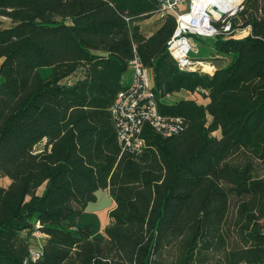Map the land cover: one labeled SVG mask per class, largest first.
I'll list each match as a JSON object with an SVG mask.
<instances>
[{
    "label": "trees",
    "instance_id": "16d2710c",
    "mask_svg": "<svg viewBox=\"0 0 264 264\" xmlns=\"http://www.w3.org/2000/svg\"><path fill=\"white\" fill-rule=\"evenodd\" d=\"M160 9L0 0V264H264V0L232 20L249 36L202 40L195 60L212 73L178 68L175 17ZM135 57L158 112L185 124L169 138L144 125L138 155L121 150L110 115ZM178 93L206 103L170 101ZM99 190L115 205L97 237L76 220Z\"/></svg>",
    "mask_w": 264,
    "mask_h": 264
},
{
    "label": "built area",
    "instance_id": "2783aa9c",
    "mask_svg": "<svg viewBox=\"0 0 264 264\" xmlns=\"http://www.w3.org/2000/svg\"><path fill=\"white\" fill-rule=\"evenodd\" d=\"M163 14L175 17V28L167 42L166 50L181 71L198 70V62L192 57L197 54L193 37L214 39H242L250 35V27L234 28L232 20L242 10L244 0H158ZM220 13H227L220 18ZM218 20L214 21V20ZM212 73L215 65L205 63ZM131 80L118 92L110 115L113 120L117 143L122 151L140 154L145 141L142 128L148 125L156 134L169 138L184 130V121L179 117H167L157 110L153 92L152 75L143 64L134 58L130 63ZM192 69V70H191ZM35 235V234H33ZM41 253V243L29 250L30 259L36 261Z\"/></svg>",
    "mask_w": 264,
    "mask_h": 264
},
{
    "label": "rangeland",
    "instance_id": "374dc122",
    "mask_svg": "<svg viewBox=\"0 0 264 264\" xmlns=\"http://www.w3.org/2000/svg\"><path fill=\"white\" fill-rule=\"evenodd\" d=\"M185 3H186V0H185ZM0 26H8V20L0 17ZM142 26L146 29V27L154 26V22L152 21L149 23H145V24H142ZM202 40H203L202 38H198L195 36L193 37V42L197 46V49H198L197 54H192V57L194 59H197L200 56L204 57V56L208 55V53L202 47ZM197 61L201 62L200 59H198ZM209 70H210V68L207 64H205L203 67H200V65L198 64V71L199 72L204 73V72L209 71ZM46 73H47L46 71L41 70L42 76H45ZM131 77H132L131 72H130V70H128L123 75L122 81L123 82L130 81ZM179 98H190V99H195L198 103H206V101H203L198 95H192L191 96V95H188L186 93H182V94L180 93V94L173 95L172 97H170V101L173 102L174 100L179 99ZM214 135L218 136L219 134L216 132V133H214ZM41 148H42V146L40 145L36 149L39 150ZM258 169H259L258 172L260 173V175L264 174V167L261 168V166H258ZM3 184H6V180L0 178V185H3ZM44 190H45V183L41 184L36 189L35 193L37 196H41L43 194ZM96 196H97L96 202L90 203L86 207L85 211L81 214V216H79L77 218L76 225L77 226H83V225L88 224V223L94 224L95 236L99 237L101 234V231H99V227L101 226L102 216L104 214V211H102V209L106 208L107 205H110L111 199L109 198L108 194L103 190L97 191ZM95 211H100L102 214L99 212H95ZM34 234L35 235H32L33 245L36 246L38 243H42L44 241V238L40 232H35Z\"/></svg>",
    "mask_w": 264,
    "mask_h": 264
},
{
    "label": "crops",
    "instance_id": "0c3cea01",
    "mask_svg": "<svg viewBox=\"0 0 264 264\" xmlns=\"http://www.w3.org/2000/svg\"><path fill=\"white\" fill-rule=\"evenodd\" d=\"M121 82H122L123 86H127L130 83V81H127V82L121 81ZM178 94H180V93H178ZM103 191H105L108 194L107 190H103ZM114 205H115L114 202L111 200L110 201V205H107L106 208L102 209V211H104V214L102 216V223H101V226L99 227V231H101L105 227V225L108 223V213H109L110 210H112ZM95 212L101 213L100 211H95Z\"/></svg>",
    "mask_w": 264,
    "mask_h": 264
},
{
    "label": "water",
    "instance_id": "95a60500",
    "mask_svg": "<svg viewBox=\"0 0 264 264\" xmlns=\"http://www.w3.org/2000/svg\"><path fill=\"white\" fill-rule=\"evenodd\" d=\"M226 14H227V13H220V18L224 17ZM218 20H219V19H218ZM218 20L216 19V20H214V21H217V22H218Z\"/></svg>",
    "mask_w": 264,
    "mask_h": 264
},
{
    "label": "bare ground",
    "instance_id": "6f19581e",
    "mask_svg": "<svg viewBox=\"0 0 264 264\" xmlns=\"http://www.w3.org/2000/svg\"><path fill=\"white\" fill-rule=\"evenodd\" d=\"M204 65H205L204 63H201V64H200V67H203ZM191 70H192V69H191Z\"/></svg>",
    "mask_w": 264,
    "mask_h": 264
}]
</instances>
